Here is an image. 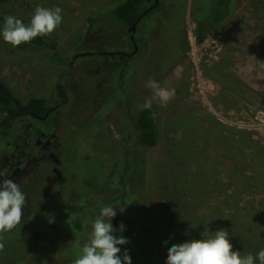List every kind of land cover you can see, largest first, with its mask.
I'll list each match as a JSON object with an SVG mask.
<instances>
[{
  "label": "rangeland",
  "instance_id": "obj_1",
  "mask_svg": "<svg viewBox=\"0 0 264 264\" xmlns=\"http://www.w3.org/2000/svg\"><path fill=\"white\" fill-rule=\"evenodd\" d=\"M108 1L0 0V12L6 11L25 24L38 5L60 7L61 25L43 39L56 44L67 65L78 53L91 54L76 59L69 73L68 67L52 60L49 48L24 44L13 47L0 35V80L23 103L32 97L50 96L54 82L63 84L68 77L84 93L82 99H77L81 109L74 114L73 123L61 132L62 136L69 133L80 151L78 158L68 161L69 165L74 163V168H69L72 177L61 196L75 198L88 182L93 190H100L95 203L107 197L101 192L108 189L109 180L114 181V173L123 164L121 152L134 144L135 133L120 111L123 100L128 110H137L152 98V90L145 85L153 79L162 87L174 88L175 97L166 107L153 100L151 108L160 133L158 144L149 150H132L128 160L141 163L137 171L140 174L142 170V176L133 191L142 188L146 217L156 228L148 234L139 233L140 228L135 230L137 235L128 239L130 243L118 246L121 254L131 247L130 257L134 253L140 256L137 264H166L172 245L208 238L214 231L225 229L233 251L255 257L264 249V0H237L231 19L196 46L195 34H191L195 24L187 19L189 50L181 62L162 79L152 72L126 74L122 87L125 95L120 101L112 97L117 81L110 71L122 61L121 57L100 54L126 51L127 40L111 35L105 23L106 27L93 32L80 46V52L75 47L86 18ZM192 2L187 1L188 10ZM3 111L0 107V118ZM136 178L129 182H137ZM92 212L85 211L79 218L81 243L76 241V246H68L69 222L64 226L66 239L54 247L50 238L56 237L53 234H43L41 239L48 244L41 243L42 248L37 249L29 232L22 228L4 233L0 264L73 263L92 231L97 216ZM76 235L71 234L73 239Z\"/></svg>",
  "mask_w": 264,
  "mask_h": 264
},
{
  "label": "trees",
  "instance_id": "obj_2",
  "mask_svg": "<svg viewBox=\"0 0 264 264\" xmlns=\"http://www.w3.org/2000/svg\"><path fill=\"white\" fill-rule=\"evenodd\" d=\"M154 1L156 2V0L108 1L96 14L86 18V27L78 38V43L75 44V47H77L79 50L78 52H80V46L88 42L92 33L97 30H101L103 27H106L103 24L107 23L109 25L108 27L111 28V35H118L120 39L121 37L125 38L127 40V45H130L131 47L127 37V28L131 27L133 24H137L135 36L137 37L136 44L138 46V52L136 57L129 59L124 64L125 58L120 56V60L122 61L117 63L116 67H113L110 71L111 73L116 74L117 86L114 88V90L116 89V92L114 95L112 94V97L116 98V101H120L121 98H124L125 94L122 90V87L126 82V74H133L134 72L138 71L140 74L144 75L146 72H152L155 78L162 79L173 70L176 64L181 62L189 50V44L187 42L185 33V21L188 14V0H157L158 4L156 7L152 10L146 11L148 5L155 3ZM236 3L237 0H193L189 14L191 18L198 23V29L195 31V36L199 43L206 37L207 34L215 30L217 27H219V25L231 19L234 14ZM8 15L9 14L6 11L0 12L1 26L4 24V17ZM141 15L142 17L139 21H137ZM22 44L34 45L37 47L45 46L49 48L52 60L58 65L68 67L69 70L70 63L68 65L65 64L67 60L58 53L55 43H47L43 37L38 36L30 43ZM74 50L77 51L76 49ZM148 63L150 66H147ZM145 66L148 69H146ZM53 86H55L57 89L59 88V90L62 89V84L58 81H55ZM109 88L111 89V87ZM60 97H62L61 90ZM71 99H74V95L71 97ZM75 101L77 102V100ZM22 104L25 109L33 111L37 115H43L46 110V108H44L45 100L43 98L32 97L23 103L13 94L12 91L7 88V86H5L4 82L0 80V107L5 112H8L12 115L8 119L6 117V119L4 118L6 120L3 122L4 125H7L8 120L16 116L18 113L16 109ZM126 105L127 101L124 98L122 103L123 108H120V111L123 112V118L129 123L131 130L135 133L134 144H131L128 149L126 148L123 150V152H121L120 159L123 161V164L119 166L118 171L114 173V181L112 182V179L109 180L111 188H115L118 192L120 191L123 193H120V196L126 199L123 202V206L126 207V210L121 213V215H119L117 222H111L114 224L113 226L115 228L119 229L118 226L123 223L122 218H124V215L127 218L129 216V219L133 220L135 226L138 225L135 230L140 228L138 230L139 233L144 231L150 232L152 228H156V224L152 223L146 217L142 188L139 186V191H133L134 184L138 183L140 180L139 178L142 176V170L140 171V174L137 171L138 167L141 166V163L138 160L134 161V159L131 161V163H129L128 159L129 156L134 153L132 151L134 149L144 148L149 150L155 148L158 144L160 133L152 108L142 109L140 106L137 110L130 111L127 109ZM80 107L81 106L79 103H77V108ZM134 163H138V166L136 167ZM122 167H124V170ZM133 175L137 177L136 180H134L137 182L132 183L131 180V184L129 181L130 179L135 178ZM126 179L129 180L127 181ZM118 200L119 199L117 197L116 201ZM33 207L30 205V207L25 210L21 224L15 229L22 228L25 231H28L31 239L36 242L35 244L37 249L45 246V243L48 244L46 239H41L42 236L47 234H53L56 236H50V238L53 239L51 247H54L56 244L65 240V237L63 239V234L65 233L64 226L68 222L70 225L72 224V227H69L68 229V231L70 230V240L67 241L69 242L68 246H76V241L80 242L78 239V236H80V229L78 228L80 226L78 223V221H80L79 218L85 211H93V207H91L87 202L85 203L77 201L72 203L69 208L61 211V214L57 213L56 216L51 215L50 211H46L45 208L39 209L36 206L35 208L37 210L30 212L29 209ZM138 218H141L142 220H139ZM138 221H141V223L139 224ZM36 223L40 225L39 230H42L40 231L42 235L38 240H34V238L31 236L33 232H39L37 230L38 227L34 226ZM48 223H53L54 227H45L44 225ZM142 228H145V230ZM126 229L127 228H125V230ZM73 230L75 231L73 232ZM125 230L123 233L117 231L114 234L117 237L123 235L127 239H133L132 236L134 235H130L129 233L125 232ZM167 230H170L173 233L179 232L173 229ZM44 232H46L45 235H43ZM75 233H77L75 237L76 239H73L71 234ZM41 243L42 246H40ZM128 249H130L128 254L132 255L131 247H128ZM135 254L136 253H134L133 257L131 256L132 264H137L136 261L140 260V256H136Z\"/></svg>",
  "mask_w": 264,
  "mask_h": 264
},
{
  "label": "flooded vegetation",
  "instance_id": "obj_3",
  "mask_svg": "<svg viewBox=\"0 0 264 264\" xmlns=\"http://www.w3.org/2000/svg\"><path fill=\"white\" fill-rule=\"evenodd\" d=\"M156 5L157 0L155 3L149 4L146 11L154 9ZM142 15L137 21L140 20ZM189 20L194 22V30L196 31L198 29L197 21H194L190 14ZM131 27L127 28V37L131 47L129 45L126 50H130V52L124 50L114 55L125 58L124 64L129 59L136 57L138 52V46L136 44L137 37L135 36L136 28L133 34V41L129 31ZM53 88H51L50 96L43 97L45 100L44 108H46L43 115H37L33 111L25 109L22 104L17 107L16 110L18 113L16 116L8 120L7 125H4L3 122L6 121L5 119L10 118L12 115L3 111V116L0 118V173L4 175L0 176V179H12L19 184L21 191L26 195L27 202L32 207L34 206L29 209L30 212L36 211V206L39 209L45 208L46 211H50L51 215L56 216L57 213L61 214V211L69 208L72 203L77 201L87 202L93 207L92 213L98 215L103 206L123 205V202L126 200L120 196L123 193L120 191L115 192V188H111L110 182L107 184V191L101 192L102 195H107V197L99 199L98 203H95L97 200L95 197H97L96 192L99 189L93 190L92 186L89 185L91 183L88 182H86L87 185L81 191V194L75 198L68 197V199H65L61 196L68 185L69 178L72 177L68 173L69 168L73 167L74 163L69 165L68 161L71 158L74 159V157L78 158V155L80 156L79 148L77 149L75 147V141L69 136V133L67 136H62L61 132L65 130V127L69 126L68 123H73V116L74 114L77 115V110L80 109L77 108L75 100L82 99L84 93L82 90H78L77 84L70 81L69 77L64 80L62 89H60L62 91V97H60L59 88L57 89L55 86ZM73 95L74 99L72 100L71 97ZM93 104H95L94 101L91 102V105ZM71 131H75V128H72ZM77 140L80 141L79 138ZM25 188L27 189L26 191ZM117 197L119 199L118 201H116ZM27 204L25 206L26 209L30 207ZM119 215L121 213L117 210V215L113 218L112 222H117ZM122 219L123 225L127 228L125 232L130 235H137L135 229L138 225L135 226V223L129 219V216L127 218L124 215ZM138 219L142 220L141 218ZM34 226L38 227L37 230L39 232H33L31 236L34 240H38L42 235L40 232L42 230H39L40 225L38 223ZM44 226L48 228L54 227L53 223H48ZM43 230L45 231L44 228ZM148 233V231L141 232V234ZM149 235L152 236V234Z\"/></svg>",
  "mask_w": 264,
  "mask_h": 264
},
{
  "label": "clouds",
  "instance_id": "obj_4",
  "mask_svg": "<svg viewBox=\"0 0 264 264\" xmlns=\"http://www.w3.org/2000/svg\"><path fill=\"white\" fill-rule=\"evenodd\" d=\"M62 23V9L60 7L45 8L37 6L28 24L13 15L4 17V24L0 28L3 40L13 47L22 43H30L38 36H48ZM264 68V62L261 63ZM152 90L153 96L141 107L151 109L153 100L162 107L175 97V89L162 87L158 82L149 79L145 85ZM0 173V176H3ZM27 204L26 195L21 191L19 184L14 180L0 179V241L3 234L11 232L21 224L23 209ZM117 210L123 213L126 207L103 206L99 214L92 221V231L88 240L81 247V254L73 264H132L128 250L121 254L119 245H125L130 241L120 235H114L117 231L123 233L125 226L120 224L119 229L114 228L113 218ZM203 237V233H202ZM167 245L168 241H164ZM4 244L0 242V251ZM233 245L229 242V233L225 229L214 231L208 238L190 239L180 244L172 245L167 252L166 264H264V249L256 256L252 254L242 255L239 251H233Z\"/></svg>",
  "mask_w": 264,
  "mask_h": 264
},
{
  "label": "water",
  "instance_id": "obj_5",
  "mask_svg": "<svg viewBox=\"0 0 264 264\" xmlns=\"http://www.w3.org/2000/svg\"><path fill=\"white\" fill-rule=\"evenodd\" d=\"M157 4H158V1H157ZM136 28V24L133 25L129 31H130V36H131V39L134 41V37H133V34H134V30ZM86 55H91V54H87V53H84V54H76L73 58H72V62L70 63V66H69V73L72 72V66L75 62L76 59H78L79 57H85ZM100 55H107V56H114V55H117V54H100Z\"/></svg>",
  "mask_w": 264,
  "mask_h": 264
},
{
  "label": "built area",
  "instance_id": "obj_6",
  "mask_svg": "<svg viewBox=\"0 0 264 264\" xmlns=\"http://www.w3.org/2000/svg\"><path fill=\"white\" fill-rule=\"evenodd\" d=\"M187 19H188V21H190V20H189V10H188V14H187V16H186V20H187ZM191 34L194 35V34H195V30H194V33H191ZM190 36H191V35H190ZM188 40H189V43H190V41H191V37L188 38ZM193 40L195 41V46H196V42L198 43L196 36H195V37L193 36ZM192 49H193V48H192ZM192 49H191V50H192ZM191 54H194V51H193V50H192Z\"/></svg>",
  "mask_w": 264,
  "mask_h": 264
}]
</instances>
